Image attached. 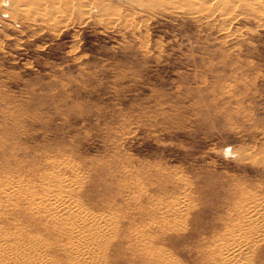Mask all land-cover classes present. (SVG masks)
Segmentation results:
<instances>
[{"label": "rangeland", "instance_id": "obj_1", "mask_svg": "<svg viewBox=\"0 0 264 264\" xmlns=\"http://www.w3.org/2000/svg\"><path fill=\"white\" fill-rule=\"evenodd\" d=\"M196 1L0 0V190L68 162L93 264H264V0Z\"/></svg>", "mask_w": 264, "mask_h": 264}, {"label": "bare ground", "instance_id": "obj_2", "mask_svg": "<svg viewBox=\"0 0 264 264\" xmlns=\"http://www.w3.org/2000/svg\"><path fill=\"white\" fill-rule=\"evenodd\" d=\"M205 1H206L205 4L207 5V3L212 0H204V2ZM216 1L217 0H214V2ZM192 3H201V2L192 0ZM69 166L70 164L68 162L66 163L62 162L59 165H57V169L49 166H48L49 168L44 169L43 173L41 172L42 173L41 178L42 179L44 178V180L46 181V182L44 181L45 182L44 189L40 191L39 190L30 191L29 193L31 196H29V198H25V196H23L21 190L23 182L20 179H15L14 181L7 182L5 184V187H3L0 190V194L8 195L7 199L10 198L14 200L15 203L16 202L17 203L24 202L26 204L28 203L29 205L28 204L27 205L28 208L30 209V214L34 212L36 214L40 213L41 216H43L44 221L46 222V226L44 227L51 228L52 231L53 229L56 231L57 227L59 228L58 235L61 237V242L64 249L63 251L66 252L65 258L63 259L64 264H93L94 256H96V254L98 255V251H99L98 246H100V242L97 243V241H100V239L97 240V237L95 235L92 234L91 236L89 235V232L85 230V225L82 217L75 211V206L73 205L74 203H72L71 199L68 198L67 193L69 191V187L63 188L61 184L55 181V179L57 178L55 175V169H56L58 171H62V172L64 171L66 174L65 182H67L69 185L72 184L73 182L72 168L71 167L69 168ZM39 189L41 188L39 187ZM37 193H39V195H37ZM34 195L37 200H34V202L30 204L29 202L33 200ZM25 199L28 200L29 202H26ZM252 206H253L252 204L247 205L246 206L248 208L247 211L248 210L250 211ZM12 210H14V208H12ZM4 217L0 215V264H48L44 255L42 254V252H40L41 238L38 237L39 231H38V235H35L37 233L28 234L29 226L27 224L25 226L23 225L24 227L20 229L16 228L19 218L13 220V224H9L8 226H1L2 224L1 222H3L2 219L5 220ZM43 218L41 219V221L43 220ZM37 221L39 222V220ZM5 222H3V225ZM32 224L34 225V223ZM42 234L44 235V233ZM93 243H95L96 247L91 248V245H94ZM224 249L225 247L223 248V250Z\"/></svg>", "mask_w": 264, "mask_h": 264}]
</instances>
